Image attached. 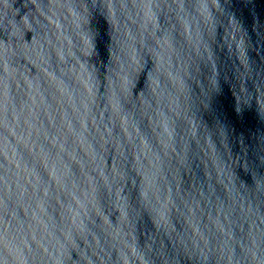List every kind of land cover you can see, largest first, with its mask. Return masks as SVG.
<instances>
[{"label": "water", "instance_id": "95a60500", "mask_svg": "<svg viewBox=\"0 0 264 264\" xmlns=\"http://www.w3.org/2000/svg\"><path fill=\"white\" fill-rule=\"evenodd\" d=\"M0 264H264V0H0Z\"/></svg>", "mask_w": 264, "mask_h": 264}]
</instances>
